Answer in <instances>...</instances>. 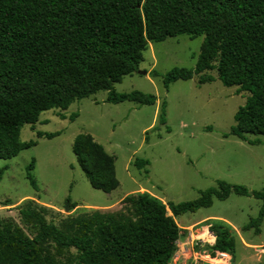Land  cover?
<instances>
[{
	"label": "trees",
	"instance_id": "trees-1",
	"mask_svg": "<svg viewBox=\"0 0 264 264\" xmlns=\"http://www.w3.org/2000/svg\"><path fill=\"white\" fill-rule=\"evenodd\" d=\"M180 35L203 36L200 51L194 68L174 67L164 75V88L194 76L200 84L212 82L215 78L204 73L215 70L223 86L247 94L224 137L259 144L247 135H264V0H0V159L36 145L22 141L20 132L24 125L33 129L42 112L65 111L99 91L107 92L105 101L111 104L153 105L154 95L117 93L114 84L138 70L149 43ZM158 119L166 123L165 102ZM58 134L37 132V137ZM73 152L94 189L110 193L118 187L113 159L91 136L78 135ZM148 164L140 158L133 162L138 169ZM33 167L31 159L26 178L36 190ZM231 193L261 200L257 216L242 228L259 234L264 189L250 191L225 181L179 203L164 204L147 192L129 195L122 201L129 205L127 214L86 213L65 231L28 201L17 211L35 232L30 237L0 218V264H171L180 239L174 218ZM209 229L215 236L213 253L234 257V230L219 222Z\"/></svg>",
	"mask_w": 264,
	"mask_h": 264
},
{
	"label": "rangeland",
	"instance_id": "rangeland-1",
	"mask_svg": "<svg viewBox=\"0 0 264 264\" xmlns=\"http://www.w3.org/2000/svg\"><path fill=\"white\" fill-rule=\"evenodd\" d=\"M202 41L203 36L180 35L149 43L138 66L146 75L134 72L114 84L117 93L154 95L153 105L130 101L111 104L105 101L107 92L99 91L75 101L65 111L42 112L33 129L24 125L20 139L33 140L36 145L14 158L0 159V218L11 220L32 237L34 228L24 223L17 211L18 205L28 201H33L36 209H45L47 221L65 231L86 213L127 214L129 205L122 201L136 193L147 192L166 204L197 199L200 191L216 187L218 181L250 191L263 190L264 135H247L248 140L260 141L255 145L234 136L224 137L247 94H236L237 87L223 86L215 70L204 73L215 78L212 82L200 84L194 76L173 82L168 89L163 86V77L172 68H194ZM162 102L166 105L165 124L158 119ZM72 113L78 115L73 121L68 118ZM60 114L67 118L60 119ZM37 132L59 134L46 138L37 137ZM78 135L91 136L113 159L119 182L113 192L94 189L83 174L73 152ZM135 158L149 164L138 169L133 165ZM31 159L36 190L26 178ZM260 206L261 200L231 193L223 201L214 198L208 208L178 215L175 222L181 233L171 264H264V219L259 234L254 229L242 230L257 216ZM217 222L235 232L234 257L217 256L211 250L215 236L209 226ZM202 237L207 241L198 242ZM196 252L207 253L213 260Z\"/></svg>",
	"mask_w": 264,
	"mask_h": 264
},
{
	"label": "crops",
	"instance_id": "crops-1",
	"mask_svg": "<svg viewBox=\"0 0 264 264\" xmlns=\"http://www.w3.org/2000/svg\"><path fill=\"white\" fill-rule=\"evenodd\" d=\"M118 186H119V182H118ZM113 191H114V190H113ZM113 191H111V192H113ZM174 220H176V218H174ZM178 226H179V225H178ZM190 226H193V225H190ZM208 234L210 235L211 238H214V237L212 236V234H211L209 231H208ZM201 239L203 240V242H206V241H207V239H205V238H203V237H202ZM198 242H199V241H198ZM200 242H202V241H200ZM214 242H215V241H214ZM210 244H211V242H210ZM213 244H214V243H213ZM177 245H178V242H177ZM196 253H197V256H198V255L201 256L202 254H203V255H204V254L207 255V253H202V254H201L200 252H196ZM217 253H220V252H216L215 254H217ZM225 254L228 256V253H225ZM176 256H177V253L175 254V256H174V258H173L174 260H175ZM209 257H210V256H209ZM195 258H196V257H195ZM210 260H213V259H211V257H210ZM195 263H197V261H195Z\"/></svg>",
	"mask_w": 264,
	"mask_h": 264
},
{
	"label": "built area",
	"instance_id": "built-area-1",
	"mask_svg": "<svg viewBox=\"0 0 264 264\" xmlns=\"http://www.w3.org/2000/svg\"><path fill=\"white\" fill-rule=\"evenodd\" d=\"M180 233H181V229H180ZM197 240L203 242V240L200 239V238H198ZM217 256L227 257V255H226L225 253H217ZM200 257H201V256H200ZM205 258L210 259V257H209L208 254L205 256ZM196 261H198V260H196Z\"/></svg>",
	"mask_w": 264,
	"mask_h": 264
},
{
	"label": "water",
	"instance_id": "water-1",
	"mask_svg": "<svg viewBox=\"0 0 264 264\" xmlns=\"http://www.w3.org/2000/svg\"><path fill=\"white\" fill-rule=\"evenodd\" d=\"M136 72L139 73V74H142V75H146V72H144V71H139V70H137ZM65 210L67 211L68 209L65 208Z\"/></svg>",
	"mask_w": 264,
	"mask_h": 264
}]
</instances>
